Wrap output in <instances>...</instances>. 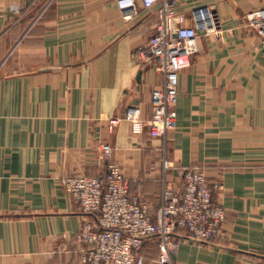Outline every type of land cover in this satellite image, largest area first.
I'll return each mask as SVG.
<instances>
[{
    "label": "crops",
    "instance_id": "1",
    "mask_svg": "<svg viewBox=\"0 0 264 264\" xmlns=\"http://www.w3.org/2000/svg\"><path fill=\"white\" fill-rule=\"evenodd\" d=\"M174 1L188 26L196 9L216 11L223 34L200 32L179 76L177 126L153 138L109 121L130 106L151 118L164 79L135 51L155 35L160 5L138 1L128 22L116 0H0V264H85L77 234L98 220L61 181L107 173L105 144L152 213L165 188L181 192L185 169L219 185L220 236L201 244L178 230V264H264V50L247 21L264 0ZM141 254L156 264L157 243Z\"/></svg>",
    "mask_w": 264,
    "mask_h": 264
},
{
    "label": "built area",
    "instance_id": "2",
    "mask_svg": "<svg viewBox=\"0 0 264 264\" xmlns=\"http://www.w3.org/2000/svg\"><path fill=\"white\" fill-rule=\"evenodd\" d=\"M138 1L146 10L158 5L160 8L155 35L135 51V56L142 66L152 65L164 81L152 93L149 120L143 118L140 107L130 106L123 117L110 119V128L126 121L134 134H142L148 127L151 137L166 138L177 126L174 107L179 76L201 51L200 32L221 37L223 24L218 13L208 7L196 9L192 15L195 25L188 26L178 14L174 0H116L125 21L138 16ZM247 21L260 37L264 50V8L249 13ZM102 151L108 161L107 173L66 177L61 181L83 213L98 220L96 224H85L77 234V241L85 247L83 263L145 264L143 245L156 241L159 247L156 264H178L176 256L182 240L178 230L201 244H211L220 236L227 214L214 200L213 191L219 185L211 183L200 168L185 169L181 192L165 188L160 206L152 213L140 197L130 195L129 182L113 160L114 149L105 144Z\"/></svg>",
    "mask_w": 264,
    "mask_h": 264
},
{
    "label": "trees",
    "instance_id": "3",
    "mask_svg": "<svg viewBox=\"0 0 264 264\" xmlns=\"http://www.w3.org/2000/svg\"><path fill=\"white\" fill-rule=\"evenodd\" d=\"M154 242H156V241H154ZM157 243V242H156ZM157 245H158V243H157ZM143 249V248H142Z\"/></svg>",
    "mask_w": 264,
    "mask_h": 264
}]
</instances>
